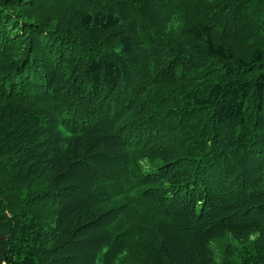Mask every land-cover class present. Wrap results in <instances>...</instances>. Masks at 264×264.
<instances>
[{
	"label": "trees",
	"instance_id": "trees-1",
	"mask_svg": "<svg viewBox=\"0 0 264 264\" xmlns=\"http://www.w3.org/2000/svg\"><path fill=\"white\" fill-rule=\"evenodd\" d=\"M0 264H264V0H0Z\"/></svg>",
	"mask_w": 264,
	"mask_h": 264
}]
</instances>
